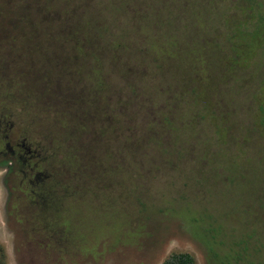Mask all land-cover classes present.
I'll return each instance as SVG.
<instances>
[{"label":"rangeland","instance_id":"rangeland-1","mask_svg":"<svg viewBox=\"0 0 264 264\" xmlns=\"http://www.w3.org/2000/svg\"><path fill=\"white\" fill-rule=\"evenodd\" d=\"M13 1L0 0V264H162L172 253H188L196 264H264V0L223 4L246 24L241 30L253 49L232 83L215 84L219 98L183 101L181 82L172 83L168 97L154 90L155 108L176 110L182 146L170 145L171 135L140 138L139 128L115 145L97 134V121L86 112L91 84L71 65L73 50L63 47L69 31L61 26L109 0H15L37 10L49 4L42 15L55 25L47 39H37L40 45L13 41L21 33L11 21ZM133 8L143 16L145 3L122 18L110 9L115 26L118 18L129 25ZM108 79L116 97L121 87L127 92L120 77ZM154 80L164 83L157 74ZM145 113L151 120L150 106ZM23 141L43 160L26 168L6 154V143L17 153ZM167 146L174 150L166 154ZM69 152L95 161L111 153L116 165L107 162L106 179L95 184L86 206L76 189L57 211L60 193L54 202L38 195L34 175L46 171L56 181ZM62 180L63 186L71 177Z\"/></svg>","mask_w":264,"mask_h":264},{"label":"trees","instance_id":"trees-1","mask_svg":"<svg viewBox=\"0 0 264 264\" xmlns=\"http://www.w3.org/2000/svg\"><path fill=\"white\" fill-rule=\"evenodd\" d=\"M141 1L145 3L143 16L138 8H133L130 10L131 16L127 17L129 25L117 17L120 22L117 20L115 26L116 22L110 15V9L115 10V14L122 18V15L125 17L128 12L127 9L133 5H141ZM225 1L109 0L108 6L102 3V9L95 10L84 20H75L68 27L61 26V30L69 31L66 34L68 41L63 43V47L73 50L71 65H77L81 71L79 73L87 75L90 81L89 91L92 97L86 112L97 121L99 137H106L108 142L116 144L120 142V135L124 139L126 133L133 134L134 129L139 128L140 134L142 133L140 138L143 135L149 136L150 139L154 136L171 135L169 144L182 146L175 134L174 116L177 112L170 109L169 112L163 113L155 108L157 97L154 90L159 87L161 94L164 93L165 97H168L173 92L172 83L181 82L180 93L183 101L191 97L194 103L204 104L207 100L210 102V98H219L222 91L217 92L216 85L222 87L232 83L233 76L243 67L253 48L241 30L246 24H241L235 20L234 14L230 15L224 11ZM247 1L241 0V3L246 4ZM25 5L27 2L15 0L11 4V21L15 24V31L21 32L15 35L13 41L29 40L40 45L42 41L37 39L42 36V40L47 39L46 32L51 31L52 25H55L45 21V16L43 18L42 15L51 8L47 2L44 3L46 8L42 5L39 10ZM2 7L6 5L2 3ZM119 24L122 25L121 28ZM226 67L229 68L230 75L225 73ZM218 70L224 71L223 75L227 78L220 79ZM111 74L127 83V92L121 87L118 91L119 97L115 96L114 84L109 83L108 77ZM156 74L157 79L161 78L164 83L154 80ZM152 82L149 89L148 84ZM80 96L83 98L87 94ZM108 97L110 99L106 100ZM149 103L154 106L145 105ZM149 106L153 115L151 120L146 121L148 114L145 109ZM135 107L137 109H134ZM22 143L29 149V153H26L25 148L24 150L19 147L17 153L23 154H20L21 158L15 157L18 165L27 168L30 166V160H43L38 148L32 150L24 141ZM111 148L108 146V149ZM118 149L119 147H114V156ZM173 150L174 148L167 146L164 152L167 154ZM157 152L164 155L161 150ZM111 159L113 165H116L111 153L104 159L95 161L90 158L80 159L77 154L69 152L59 166L56 181L52 180V176L46 171L34 175V182L39 187L36 191L38 195L48 196L47 200L50 202H54L60 193L61 198H58L55 206L59 211L61 205L58 204H62L65 198L73 196L76 189H79L77 193L81 195L78 198H82L81 205L86 206L91 197L93 198L95 184L101 179H106L103 178L105 173L102 170H106V166H109L107 162ZM110 170L108 167L107 172ZM67 174L71 180L62 186V177ZM94 196L97 198L96 194ZM162 264L196 263L194 257L188 253H172Z\"/></svg>","mask_w":264,"mask_h":264},{"label":"flooded vegetation","instance_id":"flooded-vegetation-1","mask_svg":"<svg viewBox=\"0 0 264 264\" xmlns=\"http://www.w3.org/2000/svg\"><path fill=\"white\" fill-rule=\"evenodd\" d=\"M7 138V137H6ZM18 147H21L22 149H24L26 151V153H29V149L27 147H25V145L22 143V144H19L17 145ZM5 149H6V154H9L10 155V158H15L16 156H18L19 158H21V155L20 153H16L15 150L8 144L6 143L5 145ZM5 155V154H3Z\"/></svg>","mask_w":264,"mask_h":264}]
</instances>
